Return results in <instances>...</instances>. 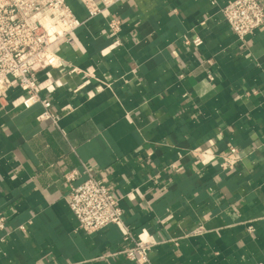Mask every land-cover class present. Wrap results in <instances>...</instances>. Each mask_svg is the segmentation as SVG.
Listing matches in <instances>:
<instances>
[{"label":"crops","instance_id":"obj_1","mask_svg":"<svg viewBox=\"0 0 264 264\" xmlns=\"http://www.w3.org/2000/svg\"><path fill=\"white\" fill-rule=\"evenodd\" d=\"M66 1L85 23L55 47L64 66L37 72L60 125L17 85L0 100V264H264V24L238 40L230 0H124L94 18ZM224 155L239 160L224 170ZM88 171L157 241L149 262L108 255L132 243L122 224L79 228L68 195Z\"/></svg>","mask_w":264,"mask_h":264},{"label":"built area","instance_id":"obj_2","mask_svg":"<svg viewBox=\"0 0 264 264\" xmlns=\"http://www.w3.org/2000/svg\"><path fill=\"white\" fill-rule=\"evenodd\" d=\"M89 18L104 14L111 7L124 0H81ZM226 22L238 40H244L264 24V6L260 0H230L222 8ZM66 0H0V100L8 98L9 89L18 86L22 95L15 100L29 108L40 104L42 110L37 119L59 126L61 115L53 110L52 100L42 93L37 72L47 67H62L65 60L55 51V47L70 40V37L84 24ZM112 35L120 30L121 21L111 20ZM186 44L199 47L203 44L201 36L186 37ZM119 43L116 41L115 44ZM76 71L75 68L71 72ZM209 78L213 79L212 73ZM54 81L47 87L60 85ZM108 85V84H106ZM230 153L238 152L230 146ZM224 170L234 167L239 160L232 155L222 156ZM68 181L76 177L71 171L65 175ZM68 204L79 222V228L89 233L96 232L110 224H122L125 228L124 239L132 243L117 253L139 263L149 262V253L157 241L134 235L124 223V208L113 195L110 187L93 173L79 184H71ZM8 217L0 212V230L6 228ZM24 228L23 226H21ZM201 225L194 233H202ZM253 231V226H249Z\"/></svg>","mask_w":264,"mask_h":264}]
</instances>
